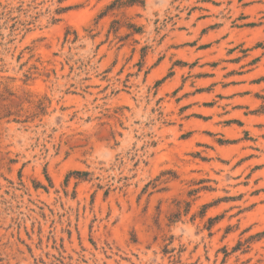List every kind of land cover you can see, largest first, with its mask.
Returning a JSON list of instances; mask_svg holds the SVG:
<instances>
[{"label": "rangeland", "instance_id": "obj_1", "mask_svg": "<svg viewBox=\"0 0 264 264\" xmlns=\"http://www.w3.org/2000/svg\"><path fill=\"white\" fill-rule=\"evenodd\" d=\"M0 264H264V0H0Z\"/></svg>", "mask_w": 264, "mask_h": 264}]
</instances>
